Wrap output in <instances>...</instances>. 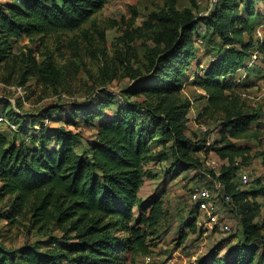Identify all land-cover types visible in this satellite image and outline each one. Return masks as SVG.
I'll use <instances>...</instances> for the list:
<instances>
[{"label": "trees", "instance_id": "obj_1", "mask_svg": "<svg viewBox=\"0 0 264 264\" xmlns=\"http://www.w3.org/2000/svg\"><path fill=\"white\" fill-rule=\"evenodd\" d=\"M256 2L218 0L206 16L197 18L191 11L180 13L173 7L174 16L159 17L160 26L172 19L175 25L157 39L165 47L153 61V70L143 79L147 87L139 91L163 100L179 94L194 53L193 33L205 28L212 39L219 40V50L193 82L207 96L202 116L220 120L222 137L215 152L230 165L237 159L249 161L252 153L251 145L236 141H255L260 136L259 125H254L260 111L244 102L239 92L241 78L236 79L240 71L249 72L247 61L255 47L254 21L259 18ZM107 4L108 0L0 3V64L14 57L12 39L74 32ZM257 43L258 52L264 55V41ZM30 71L31 76H36V71ZM102 94L92 107L84 109L80 121L91 125L108 108H113L116 115L103 118L96 125V138L88 140V156L78 152L80 139L72 131L43 133L39 139L32 136L30 146L10 141L0 131V204L9 200L6 218L10 222L29 220L33 229L47 236L43 251L36 246H26L18 253L3 248L0 264H128L126 252L149 257L152 244L148 231L158 225L163 207L160 198L143 201L140 192L145 181L153 178L145 166L160 162L165 156L161 151L154 152L151 141L160 130L163 138L174 139L179 147L196 152L203 148L183 137L185 114L178 116L173 103L161 115L153 113L150 121H145L128 103L113 102L108 93ZM67 121L71 124L72 118L67 117ZM235 169L222 172L220 180L243 210V203L248 202L245 195L249 193L237 189ZM263 189L264 186L260 190ZM253 194L257 196L258 191ZM244 209V243L251 242L257 248L263 240L257 225L252 223L255 215L248 207ZM54 228L60 237L50 235ZM184 238L182 235V242ZM221 245L220 252L226 248ZM252 247L240 243L227 247L222 254L217 253V248L214 255L199 264H264V252L258 256Z\"/></svg>", "mask_w": 264, "mask_h": 264}, {"label": "rangeland", "instance_id": "obj_2", "mask_svg": "<svg viewBox=\"0 0 264 264\" xmlns=\"http://www.w3.org/2000/svg\"><path fill=\"white\" fill-rule=\"evenodd\" d=\"M11 1L0 0V3ZM256 1L259 18L254 21L255 47L247 61L249 72L240 71L236 79L241 78L239 92L244 102L260 111L259 119L254 122L259 125L260 136L257 141L235 142L251 145L252 153L249 161L237 159L233 165L215 152L216 143L222 137L220 120L202 116L208 104L207 96L193 82L219 50V40L212 39L205 28L193 33L196 36L194 53L179 94L163 100L139 93L147 87L143 79L153 70V61L165 47L157 39L175 25L172 19L160 26L159 17L174 16L173 7L180 13L191 11L197 18L206 16L214 0H108L100 13L74 32H54L34 38L23 36L11 41L14 57L0 64V116L8 121L0 129L10 141L30 146L32 136L39 139L43 133L57 135L62 130L72 131L80 139L78 152L88 156V140L96 138V125L103 118L116 114L113 108H108L104 116L91 125L82 123L80 118L84 109L92 107L94 100L106 92L112 97L111 101L128 103L139 111L145 121H150L153 113L161 115L173 103L178 116L182 112L185 114L183 137L203 148L196 152L179 147L174 139L163 138L160 130L154 136L151 141L154 152L161 151L165 156L162 161L145 166L153 178L145 181L140 197L143 201L160 198L163 215L158 225L148 231L151 261L147 256L126 252L128 264H199L214 255L217 248L219 253L222 243L226 248L240 243L253 245L252 250L258 256L264 252V189L260 190L264 186V55L258 52L257 43L264 41V4L262 0ZM30 70L36 71V76H31ZM67 117L72 118L71 124ZM163 139L164 145L161 144ZM233 167H237L233 170L237 189L249 193L245 195L248 202L242 203L253 211L252 223L257 225L263 240L257 248L251 242L244 243L241 222L247 212L244 207L242 212L241 204L220 208L223 216L232 220L230 233L200 230L197 226L198 208L191 202L192 190L201 186L214 188L221 173ZM243 174L249 175L247 185H241ZM253 191H258L257 196ZM9 204V200L0 204V251L4 248L18 253L26 246L45 250L47 236L33 229L29 220L10 222L6 218ZM51 234L61 236L55 228Z\"/></svg>", "mask_w": 264, "mask_h": 264}, {"label": "built area", "instance_id": "obj_3", "mask_svg": "<svg viewBox=\"0 0 264 264\" xmlns=\"http://www.w3.org/2000/svg\"><path fill=\"white\" fill-rule=\"evenodd\" d=\"M218 0H214L212 6ZM7 118L0 116V126L7 124ZM14 127V124H10ZM1 131V129H0ZM241 185L249 183V175H241ZM190 199L193 204L198 208V221L197 226L200 230L218 231L219 233H230L232 231V220L223 216L220 208L234 203L233 197L226 191V185L218 180L213 187L201 186L195 187L191 194ZM151 261L150 257L146 258Z\"/></svg>", "mask_w": 264, "mask_h": 264}]
</instances>
